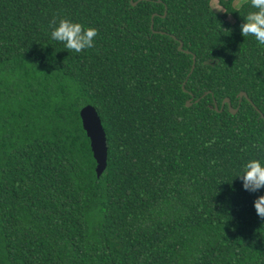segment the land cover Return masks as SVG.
Instances as JSON below:
<instances>
[{"label": "trees", "instance_id": "obj_1", "mask_svg": "<svg viewBox=\"0 0 264 264\" xmlns=\"http://www.w3.org/2000/svg\"><path fill=\"white\" fill-rule=\"evenodd\" d=\"M133 1L0 0V264H264V188L236 177L264 163V45L239 27L254 9ZM53 18L96 28L94 47L65 49ZM226 97L235 113L214 109Z\"/></svg>", "mask_w": 264, "mask_h": 264}, {"label": "clouds", "instance_id": "obj_2", "mask_svg": "<svg viewBox=\"0 0 264 264\" xmlns=\"http://www.w3.org/2000/svg\"><path fill=\"white\" fill-rule=\"evenodd\" d=\"M254 9L243 17V23L239 25L240 34L252 37L259 45H264V0H244ZM241 7L240 0H236L237 12ZM50 36L53 40L62 43L68 51L80 53L94 47L95 38L98 35L94 27L73 22L68 18H53L50 21ZM242 181V187L249 192H257L264 188V163L259 159H249L236 176ZM257 216L264 219V194L259 195L253 201Z\"/></svg>", "mask_w": 264, "mask_h": 264}, {"label": "water", "instance_id": "obj_3", "mask_svg": "<svg viewBox=\"0 0 264 264\" xmlns=\"http://www.w3.org/2000/svg\"><path fill=\"white\" fill-rule=\"evenodd\" d=\"M130 2L132 5H136V3L138 1L130 0ZM151 27H152V24H151ZM182 46H183V44L180 41L179 45H178V49L180 51L183 50ZM183 51L188 52L187 50H183ZM194 65H195V56L193 55L191 71L193 70ZM243 96L249 100L246 92L241 91L239 93L240 99ZM191 100H192V97L186 101V106L191 105ZM196 101H198V99H196ZM225 104H227L229 111L231 113H235L238 109V107H236V108L232 107L230 99L228 97L223 99L220 107H218L217 103L214 102V109L217 111H222ZM256 110L259 111L257 108H256ZM79 115L81 118L82 127H83L89 141H90V147H91L92 155H93V158L96 162V166H95L96 175H97V177H100V175L103 173V171L105 170L106 165H107L106 134H105L104 128L102 126L101 119H100L96 109L92 105L83 106L79 111ZM260 116L264 118V114L260 113Z\"/></svg>", "mask_w": 264, "mask_h": 264}, {"label": "rangeland", "instance_id": "obj_4", "mask_svg": "<svg viewBox=\"0 0 264 264\" xmlns=\"http://www.w3.org/2000/svg\"><path fill=\"white\" fill-rule=\"evenodd\" d=\"M244 2V0H240V3L242 4ZM234 6L236 7V0H234L233 2ZM211 7L213 8L214 11L216 12H222L223 8L221 7V5L219 4L218 0H211ZM229 20H232L231 17L228 18Z\"/></svg>", "mask_w": 264, "mask_h": 264}]
</instances>
